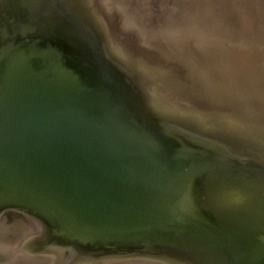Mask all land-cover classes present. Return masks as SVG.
<instances>
[{
  "label": "water",
  "instance_id": "95a60500",
  "mask_svg": "<svg viewBox=\"0 0 264 264\" xmlns=\"http://www.w3.org/2000/svg\"><path fill=\"white\" fill-rule=\"evenodd\" d=\"M94 1L0 0V215L50 264H264V61L141 71Z\"/></svg>",
  "mask_w": 264,
  "mask_h": 264
},
{
  "label": "bare ground",
  "instance_id": "6f19581e",
  "mask_svg": "<svg viewBox=\"0 0 264 264\" xmlns=\"http://www.w3.org/2000/svg\"><path fill=\"white\" fill-rule=\"evenodd\" d=\"M232 1H236L237 4H240L238 2L242 0H232ZM246 1H250V0H246ZM148 2L150 3V5L154 3L157 4L154 6L155 9L157 8V6L159 8L158 12L161 15L159 16L161 17L162 22L160 23L159 21L158 24L161 27H162L161 24L165 23L166 22L165 20L167 18H171L174 21L177 19L182 23L181 26L178 25L177 27L174 26V24H171V29H170L171 32L169 31L168 33V31H165L166 30L165 29L164 30L165 36H160L158 32L149 36L150 42L147 44L146 47H148L150 53L157 54L159 59L146 58L145 56L138 54L139 51L138 49L140 48L139 40H137L136 42L134 41L128 42L130 38L129 37L124 38V33H125L124 31L125 27L123 25L124 22L120 21L119 24L114 23L113 20L110 19L108 12L102 6L101 1L99 0L94 1V5H97V8L102 13V17L104 18L105 27H107L106 29H108L109 40L112 45L113 51L119 57H123L125 61H128V63L133 61L132 63H135L139 67V69H141V71L150 70L149 72H152L153 75L154 74L163 75L162 72L166 68H173L176 71H179L180 69L182 70L183 68V71L186 73L187 76L189 75L188 78L190 79L193 78V76L196 75L197 73L199 77L204 78L206 80L207 78H209V80L211 79L213 81L215 80V75H214L215 71L212 70L215 67L219 71H221L223 67L224 68L233 67L231 64L248 67L255 65L258 60L260 61L264 59V57L256 58L255 56L256 54L251 56L249 55L248 58L247 57L248 55H246L247 53L245 52V47L229 45L230 42L233 43L234 41V39L232 40V37H236L235 35L239 33H236L234 31H227L228 27L226 24L224 25V27L226 26L227 33L222 29V27L220 28V26H216L214 24L212 25L207 23L204 26L203 23L205 21L201 22L203 20H200V18L202 16L204 17L205 15L204 12L206 10L204 9L202 10L200 5L196 4V8L194 7V5L193 6L190 5V7L186 6V8H184L185 11L189 10L190 12H189V16L185 17L184 15L186 14L177 15L176 12L175 14L173 13L174 11H178L181 10V8H183L180 5V2L177 3V1H166V0H153V1L148 0ZM171 2L175 3L176 8L169 6ZM182 3L184 2L182 1L181 4ZM242 3L244 4L245 2L242 1ZM142 10H143V17L144 15L146 17V14H148V16L152 18L151 17L152 15L149 14L151 13V11L147 10V12H145L146 10L144 9ZM199 11L202 12V15H197L200 13ZM227 12H229V10H226L225 13ZM133 44L138 45L137 50H132L134 56L128 54V52L126 51L129 50V48ZM247 44L249 46H253L252 44H250V42ZM250 49L254 50L255 48L253 46ZM238 51L239 53L237 54ZM186 56H188V58H184ZM246 57L247 60L242 63L241 61ZM246 62L252 65H247ZM178 63L180 64L179 67L176 65ZM259 66L261 68L263 65L261 64ZM198 80L201 79L198 78ZM201 83L205 84V83H209V81H201ZM35 228L37 229L36 226ZM50 263H45L44 261V264H50Z\"/></svg>",
  "mask_w": 264,
  "mask_h": 264
},
{
  "label": "rangeland",
  "instance_id": "374dc122",
  "mask_svg": "<svg viewBox=\"0 0 264 264\" xmlns=\"http://www.w3.org/2000/svg\"><path fill=\"white\" fill-rule=\"evenodd\" d=\"M99 1H101L102 6L108 12L110 19H112L114 23L119 24L120 21L124 22L123 24L125 27L124 38L129 37L130 39L128 42H131V41L136 42L137 40H139L140 48L138 50L140 52L138 51V54L143 55L146 58H152V59L158 58L159 59L157 54L150 53L148 50V47H146L147 44L150 42L149 36L157 32L159 33L160 36H165V31H168L169 33L171 29V24H174V26L176 27L178 25L179 26L182 25V23L178 21L177 19L174 21L171 18H167L165 20L166 22L161 24L162 25L161 27L158 24L159 21L160 23L162 22L161 17H160L161 15L158 12L159 8L157 6V8L155 9L154 5H157L156 3L152 4L153 5L152 7V5H150L148 0H99ZM166 1H177V3L180 2V5L183 8H181V10L174 11L173 13L175 14L176 12L177 15L186 14L184 15L185 17L186 16L188 17L189 12H190L189 10L185 11L184 8H186V6L190 7V5L192 6L194 5V7L196 8V4L200 5L202 10L203 9L206 10L204 12L205 13L204 17L202 16L200 18V20H203L201 22L205 21L203 23L204 26L207 23L212 24V25L214 24L216 26H220V28L222 27V29L226 31L227 28L226 26L224 27V25L226 24L228 27L227 31H234L236 33H239L235 35L236 37H232V40L234 39V41L233 43L230 42L229 45L245 47V52L247 53L246 55H248L247 56L248 58H249V55L251 56L254 54H256L255 55L256 58L264 57V0L263 1L261 0H252V1L242 0L243 2H245L244 4L242 3V1H239L238 3L240 4H237L236 1H232V0H166ZM182 1L184 3L181 4ZM169 6L176 8L175 3L173 2H171ZM142 9L146 10L145 12H147V10L151 11V13L149 14L152 15L151 16L152 18H150L148 14H146V17L145 15L143 17ZM225 9L229 10V12L225 13L226 12ZM200 13L197 15H202V12ZM249 42L250 44L254 46L255 48L254 50L250 49L253 46H249L247 44ZM137 48H138V45L133 44L131 45L129 50H126V51L128 52V54L133 55L132 50H137ZM238 53L239 51L237 52V54ZM247 57L244 58L241 62L242 63L245 62L247 60ZM184 58H188V56ZM263 61L264 59L260 61L258 60L255 65L259 66L262 64ZM246 64L252 65L247 62ZM176 65L178 67L180 66L179 63ZM231 65L238 66L234 64H231ZM212 71H217L216 67ZM174 72H176L175 76L173 78H169V80L174 81V80L180 79L184 82L185 79H188L189 75L188 76L186 75V73L183 71V68L182 70L180 69L179 71H176L173 68H166L165 70H163L162 73L163 75L165 74L171 75ZM166 75L165 77H167ZM214 75L216 76V73H214ZM198 81L201 82V80H198ZM192 82H196L198 84L197 81H192ZM2 222H3V225L1 227V230L9 234L7 237L4 238V241L6 244H10V242H12L15 238L20 237L27 231L28 226L24 225L22 219L19 216H16V215L9 216L6 221L2 220Z\"/></svg>",
  "mask_w": 264,
  "mask_h": 264
},
{
  "label": "flooded vegetation",
  "instance_id": "af4514ba",
  "mask_svg": "<svg viewBox=\"0 0 264 264\" xmlns=\"http://www.w3.org/2000/svg\"><path fill=\"white\" fill-rule=\"evenodd\" d=\"M12 215L19 216L24 225L28 227L23 235L15 238L10 244H6L4 238L9 234L1 230L3 225L2 220L6 221ZM31 223L33 222L30 218L28 219L27 216L18 212L8 211L0 215V264H44V261L45 263H49L47 262L48 258H44L43 255L36 252L37 229L33 225L34 223Z\"/></svg>",
  "mask_w": 264,
  "mask_h": 264
}]
</instances>
